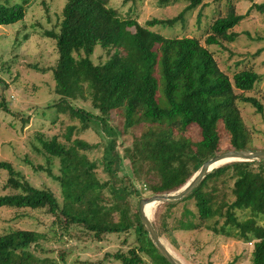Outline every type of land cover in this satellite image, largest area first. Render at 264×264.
Wrapping results in <instances>:
<instances>
[{"label":"trees","instance_id":"obj_1","mask_svg":"<svg viewBox=\"0 0 264 264\" xmlns=\"http://www.w3.org/2000/svg\"><path fill=\"white\" fill-rule=\"evenodd\" d=\"M180 1L187 4L177 16L152 18L140 24L120 17L108 0H66L58 30L48 33L55 40L58 54L52 68L55 92L82 128L94 123L108 136L102 162L112 178L118 177L123 157L116 150L117 136L108 125L109 114L118 111L125 129L139 123L147 125L134 148L125 151L131 161L138 163L133 168L134 176L153 175L154 180L143 189L147 192H139L133 178L128 184L122 178H117L118 184L101 183L94 171L96 162L83 152L93 145L80 138L71 139V126L65 134L67 143L54 135L40 139L41 147L37 148L48 159H58L60 174L55 177L61 185L63 204L52 190L33 186L9 161L0 160V171L8 175L6 186L13 189L0 194V209H45L58 220L62 215L65 226L82 225L97 238L132 229L138 244L127 252L113 254L120 264H170L155 248L141 222L139 200L143 195L178 190L216 154L248 149L250 134L236 102L250 103L260 113L264 109L255 97L243 94L260 81V74L243 68L234 72L231 80L209 49L221 40H234L236 34L231 29L243 18L235 12L234 0H226L228 11L211 23L204 45L195 37H166L152 29L156 24H173L185 11L203 4V0ZM251 7L264 11V1L254 2ZM25 12L23 3L0 0V27L22 20ZM96 46L109 54L103 63L95 64L91 59ZM78 98L90 99L98 112L72 104ZM7 110L8 102L1 96L0 112ZM220 125L228 134L226 150L220 148ZM191 126L200 133L198 141L185 134ZM106 186L112 193L111 203L101 195ZM130 196L137 199L132 212L127 207ZM191 201L195 209L190 208ZM158 204L166 210L157 222L151 220L158 236L165 235L172 241L171 229H205L250 243V264H264V160L219 165L181 200ZM179 204L182 210L175 217L173 209ZM168 217L173 219L171 228ZM41 236L35 230L20 228L0 234V264H52L29 251ZM141 253L150 258V263Z\"/></svg>","mask_w":264,"mask_h":264},{"label":"rangeland","instance_id":"obj_2","mask_svg":"<svg viewBox=\"0 0 264 264\" xmlns=\"http://www.w3.org/2000/svg\"><path fill=\"white\" fill-rule=\"evenodd\" d=\"M65 1L9 0V3H23L26 12L22 20L0 27V97L3 96L8 102V110L0 112V160L9 161L22 178L33 186L52 190L62 205L61 185L55 177L60 174L58 159H48L37 148L41 147L40 139H49L54 135L65 143V134L73 126L71 139L80 138L93 145L91 149L83 152L89 160L96 162L94 171L101 183L107 181L118 184L120 182L117 178H122L123 183L128 184L129 178H133L135 188L145 193V184L152 182L154 177L134 176L133 168L138 163L131 161L129 153L125 151L134 148L136 139L147 125L139 123L125 129L118 111L109 114L108 125L117 136L116 150L123 157L118 177L112 178L105 171L102 162L108 136L94 123L82 128L79 119L71 115L67 103L60 102V94L55 92L52 68L58 54L55 40L48 33L58 30ZM263 1L234 0L232 4L235 12L243 15L242 20L231 29L236 34L234 40H221V44L212 45L209 49L213 51L219 68L231 80L234 72L243 68H250L260 74V81L252 90L243 94L255 97L264 108V11L251 7L254 2ZM186 4L180 0H108V5L120 17L135 19L140 24H145L152 18L171 19L181 13ZM227 11L226 0H203L202 5L185 11L173 24H156L152 29L166 37H195L204 45V39L211 31V23L226 15ZM108 55L106 50L96 46L91 59L99 64ZM72 104L94 113L98 112L92 107L90 99L78 98ZM236 104L250 134L248 149L264 151V109L260 113L250 103L237 101ZM219 131L220 148L226 150L229 146L228 134L221 125ZM185 134L194 142L200 139V133L195 126L189 127ZM7 178V173L0 171V194L13 192L12 188L6 186ZM101 195L105 202L111 203L112 193L109 186L101 190ZM136 200V197H128L129 211L134 210ZM189 206L195 209L192 201ZM181 210L182 205L179 204L174 207L173 215L178 217ZM165 211L162 204H154L149 208L148 214L151 220L157 222L158 216ZM63 218L59 215L58 220L45 209L4 207L0 209V234L18 228L37 231L42 236L30 245L29 251L37 258L52 264H120V260L115 259L113 254L127 252L138 244L132 229L123 233H106L97 238L82 225L65 226ZM167 222L171 228L173 219L168 217ZM171 235L172 241L165 235L160 237L183 264L251 262L250 243L216 235L205 229H171ZM140 255L150 263L146 254Z\"/></svg>","mask_w":264,"mask_h":264},{"label":"water","instance_id":"obj_3","mask_svg":"<svg viewBox=\"0 0 264 264\" xmlns=\"http://www.w3.org/2000/svg\"><path fill=\"white\" fill-rule=\"evenodd\" d=\"M264 160V151L259 150H227L216 154L204 161L200 168L193 174V176L178 190L168 193H156L149 196L142 197L138 202V212L141 222L148 232L155 248L170 264H183L164 244L161 237L158 236L151 218L149 217L146 207L149 208L158 203L174 202L181 200L188 195L202 180V178L213 168L230 161H249V160ZM220 163V164H218Z\"/></svg>","mask_w":264,"mask_h":264},{"label":"bare ground","instance_id":"obj_4","mask_svg":"<svg viewBox=\"0 0 264 264\" xmlns=\"http://www.w3.org/2000/svg\"><path fill=\"white\" fill-rule=\"evenodd\" d=\"M218 164H220V163H218ZM146 211H147V212L149 211V207H148V206L146 207Z\"/></svg>","mask_w":264,"mask_h":264}]
</instances>
